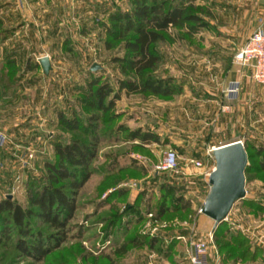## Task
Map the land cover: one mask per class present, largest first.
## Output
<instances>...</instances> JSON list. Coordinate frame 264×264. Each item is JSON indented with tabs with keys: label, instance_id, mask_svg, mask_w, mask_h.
Segmentation results:
<instances>
[{
	"label": "rangeland",
	"instance_id": "374dc122",
	"mask_svg": "<svg viewBox=\"0 0 264 264\" xmlns=\"http://www.w3.org/2000/svg\"><path fill=\"white\" fill-rule=\"evenodd\" d=\"M2 1L6 2L4 6H11L14 2ZM107 1L108 8L99 3L100 7L94 11L85 29L79 26V30H66L56 26L44 29L37 38L28 30L26 35L30 44L24 50L28 60L39 65V76L36 80L31 74L29 90L20 99L22 102L25 100L27 107L21 111L16 110L20 101L14 102L12 89L2 93L5 102L0 104L3 107L0 109L3 111L1 121L4 122L0 125V198L10 194L16 202L26 204V184L32 179L42 180L44 161L53 159L52 141L65 142L73 137L87 139L79 132H65L58 125L57 113L70 114L72 108L80 112V99L87 89L85 83L92 64L101 66L94 72L95 77L109 82L116 89V78L120 75L110 59L119 50L107 51L104 48V30L96 21L105 19L115 7L129 9L130 0ZM191 1L209 26L190 37L186 36L185 30L172 29L171 35H180L181 39L174 38L173 42L157 46L164 62L155 76L174 77L182 86L181 94L169 99L122 95L115 106L118 118L102 124L98 131L97 158L92 163V176L79 193L78 208L70 222L68 239L39 263L19 257L10 240L0 245V264H132L130 254L114 261L98 258V253L91 254L94 250L90 246L97 239L90 235L94 230L102 229L100 225L92 229L91 223L110 211L129 216L135 206L141 211L140 221L130 227L133 234L170 239L173 235L187 232V242L180 241L187 249L191 241L205 240L211 234L213 245L209 252L214 255V264H264V174L255 168L264 157V91L256 85L252 91L247 90L252 98L245 95L236 72L243 67L234 60L239 46L232 42L243 36L246 41L253 31L247 29L246 22L244 25L242 20L236 19L243 17L244 9L252 18L253 29L259 21L264 26V0ZM237 7L242 9L238 12ZM8 31L6 34L14 36L16 29ZM0 32L4 36V30ZM20 38L21 34H17L12 43L16 41L19 45ZM13 54L8 55L13 57ZM45 56L51 65L48 75L42 72L38 62ZM234 83H238V90L229 93ZM36 85L41 87V95L33 89ZM35 103L41 105V111L39 106L35 110ZM234 103H239L240 110L237 106L235 110L230 109ZM10 122H18L19 125H10ZM118 126L128 131L140 129L142 133L156 135L160 142L148 145L131 142L125 139L127 132H115ZM1 139L4 140L2 145ZM236 140L244 144L248 156L246 196L244 201L233 205L217 237L212 228H206L199 221L200 218L205 219L200 209L210 189L208 175L214 168L211 152ZM167 150L176 152L178 168L157 173L155 166ZM190 160L201 161L203 168L196 169ZM162 183H167L170 198L167 214L157 218L158 206L155 204L162 195ZM116 189L127 195L109 201L107 195ZM141 193L151 200L137 205L136 199ZM229 239L232 240L230 245ZM219 245L227 246L221 251ZM105 248L103 253L107 255L111 250ZM180 252L182 254L181 249ZM145 256L141 253V259Z\"/></svg>",
	"mask_w": 264,
	"mask_h": 264
},
{
	"label": "trees",
	"instance_id": "16d2710c",
	"mask_svg": "<svg viewBox=\"0 0 264 264\" xmlns=\"http://www.w3.org/2000/svg\"><path fill=\"white\" fill-rule=\"evenodd\" d=\"M129 3V9L115 7L105 19L96 21L99 28L104 30V48L107 51L119 50L110 59L120 75L116 78V89L109 82L95 77V73L89 69L85 83L87 89H84L80 99V112L72 108L70 114L63 111L57 113L58 125L65 132H79L87 139L73 137L65 142L52 141L53 159L44 161L45 172L42 180L32 179L26 184V204H20L13 198L8 199L10 194L0 198V245L11 240L19 257L35 263L42 262L68 239L70 222L78 208L79 193L92 176V163L97 158L98 131L102 124L118 118L115 106L122 95L169 99L182 92V86L177 84L174 77L155 76V72L164 62V56L157 46L163 42L181 39L180 35H171L172 29L185 30L186 36L190 37L198 30L208 27L209 23L202 16V12L196 10L191 0H130ZM4 32L6 34L10 31ZM37 66L39 65L36 64L34 69ZM25 67L28 71L33 69L29 62ZM18 71L14 58L7 55L0 64V92L13 89ZM115 132H127L126 140L139 141L142 145L160 142L156 135L142 133L140 129L128 131L118 126ZM256 152L261 153L259 150ZM255 168L264 174V157ZM247 170L248 167L245 173ZM167 186V183H162L160 187L162 195L155 204L158 206L157 218L164 217L168 212L170 192ZM125 195L127 194L124 191L116 189L107 196L109 201H113ZM144 195L141 193L137 197V205L151 200ZM140 211L135 206L134 211L129 216L125 215L126 217L120 212L110 211L97 221L99 224L91 223L92 229L97 225L102 229L94 232L90 229V236L97 239L90 246L94 250L90 253H98V258L114 261L134 248L145 246L167 256L160 249L162 238L131 232L130 227L140 221ZM223 224L224 222L213 231L215 236L218 237ZM231 241L228 240L229 245ZM106 243L111 250L107 255L100 249ZM226 246L219 245V249L222 251ZM89 256L92 257L90 254Z\"/></svg>",
	"mask_w": 264,
	"mask_h": 264
},
{
	"label": "crops",
	"instance_id": "0c3cea01",
	"mask_svg": "<svg viewBox=\"0 0 264 264\" xmlns=\"http://www.w3.org/2000/svg\"><path fill=\"white\" fill-rule=\"evenodd\" d=\"M5 3V1L0 0V30L16 29L14 36H16L17 34H21V40L20 42L18 41L19 45H17V43H15L16 41L12 43L14 36H12L11 34H4V36H0V64L9 53L11 54L12 52H14L13 58L16 62L17 67L19 68V71L15 75L17 82L12 90L15 93L14 102L18 103V100L20 101L16 110L21 111L22 109H25L27 107L25 100H23L22 102L20 99H22L21 95L25 94L29 90L28 83L31 78L30 76H32L31 74H34L36 80L39 76L37 74L38 69H34L36 63H32L31 60H28L27 51L24 50V47L27 50L28 45L30 44L27 38L28 35H26L28 33V30H31L33 32L34 38H37L39 34L41 35L44 29H50L56 26L58 28H64L66 30L70 28L79 30V26L82 29H85L87 23L91 21V16L93 15L94 11H96V9L100 7L99 3H104L103 5L105 9L108 8L109 4L107 0H14L11 6H4ZM241 9L242 7H237L238 12ZM246 13L247 11L244 9L243 17H237L236 19H238L240 22L242 20L244 25L246 22L248 30L255 31L259 26H261L263 22L259 21L253 29L252 18L248 13ZM252 32H250L249 35L246 37V41ZM244 39L245 36L241 37L240 39H235V41H232L234 45L238 44L237 46H239L237 48L236 53L246 42L244 41ZM15 47L17 49L13 50ZM37 59L38 58H35V60ZM27 62H29L30 65L33 67V69L30 71L26 70L25 66ZM236 72L237 79L241 80L242 87L245 90V95L248 96L249 99L252 98V96L247 93L248 89L249 91H252L251 88L259 86V88L264 91L263 85L253 83L251 79V70L249 68H242L236 70ZM35 83L38 84V81H35ZM33 89L36 92H39V95H41V87H38V85H36L35 87H33ZM4 102L5 97H3L2 92H0V104ZM38 106L35 103V110L38 109ZM231 106V110H235V106L238 107L237 110H240L241 108L239 106V103H234V105ZM1 108L3 107H0V109ZM41 109L42 108L40 105L39 110L41 111ZM1 113H3V111H0V125H4V122L1 121V119L3 118V116H1ZM9 121H11V119ZM18 122H10V125H19ZM21 122L22 121H20V123ZM5 171L6 170H4V172ZM0 173H2V171H0ZM204 218L205 219L200 218L199 221L202 223V225H204L206 228L209 227V229L211 230V228H213V223H211L212 221L207 217ZM180 234L181 235H173L170 237V239H162L163 241L160 245V249L163 253H167V256H164L163 254L158 253L155 250H150L145 246L130 250L128 254L131 255L132 264H188V255L186 253L188 249L182 244V242H180L181 240L176 239V237L179 236L187 237L188 233L186 232V234ZM172 244H174V246H172ZM108 245L109 244L106 243L102 245V247H108ZM105 247L104 249H106ZM108 249L110 248L108 247ZM180 249L182 250V254L180 252ZM141 253L146 255L145 258L142 257L141 259ZM214 262L215 258L213 253L209 252L207 264H214Z\"/></svg>",
	"mask_w": 264,
	"mask_h": 264
},
{
	"label": "water",
	"instance_id": "95a60500",
	"mask_svg": "<svg viewBox=\"0 0 264 264\" xmlns=\"http://www.w3.org/2000/svg\"><path fill=\"white\" fill-rule=\"evenodd\" d=\"M42 72L48 75L51 70L49 58L41 57L38 60ZM101 69L94 63L90 67L92 72ZM214 168L209 174V193L201 208V214L213 221L214 231L229 215L233 205L246 196L245 169L248 165V156L244 144L236 140L212 149ZM12 199V195L7 196Z\"/></svg>",
	"mask_w": 264,
	"mask_h": 264
},
{
	"label": "built area",
	"instance_id": "2783aa9c",
	"mask_svg": "<svg viewBox=\"0 0 264 264\" xmlns=\"http://www.w3.org/2000/svg\"><path fill=\"white\" fill-rule=\"evenodd\" d=\"M236 64L251 70V79L258 85H264V26H259L251 33L244 45L234 55ZM238 90V83H234V88H229V93ZM1 138V137H0ZM4 140L1 139V145ZM31 157V155H30ZM196 168H203V163L198 160H190ZM178 168V156L174 150H167L162 155L158 164L155 166L157 173L172 172ZM209 177V175H208ZM201 213V209H200ZM152 218V215H149ZM177 240L186 241V237H176ZM190 240H193L190 239ZM188 248L189 264H207L209 248L213 245V237L210 234L205 240L199 239L191 241Z\"/></svg>",
	"mask_w": 264,
	"mask_h": 264
}]
</instances>
